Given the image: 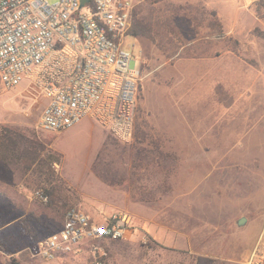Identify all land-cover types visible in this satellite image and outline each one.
<instances>
[{
    "label": "rangeland",
    "instance_id": "1",
    "mask_svg": "<svg viewBox=\"0 0 264 264\" xmlns=\"http://www.w3.org/2000/svg\"><path fill=\"white\" fill-rule=\"evenodd\" d=\"M134 2L150 37L124 42L140 61L130 142L91 118L42 131L47 100L0 83V264H46L41 245L71 207L130 218L129 239L94 243L105 264L264 257V0ZM84 246L47 264H89Z\"/></svg>",
    "mask_w": 264,
    "mask_h": 264
},
{
    "label": "built area",
    "instance_id": "2",
    "mask_svg": "<svg viewBox=\"0 0 264 264\" xmlns=\"http://www.w3.org/2000/svg\"><path fill=\"white\" fill-rule=\"evenodd\" d=\"M134 8V0H0V83L23 84L47 100L38 129L62 131L91 118L120 142L133 139L140 61L124 42ZM35 195L48 201L41 191ZM129 222L122 212L99 222L71 207L38 255L54 260L89 242L127 240ZM91 251L89 264H105L103 249L92 245ZM246 264H264L258 248Z\"/></svg>",
    "mask_w": 264,
    "mask_h": 264
},
{
    "label": "trees",
    "instance_id": "3",
    "mask_svg": "<svg viewBox=\"0 0 264 264\" xmlns=\"http://www.w3.org/2000/svg\"><path fill=\"white\" fill-rule=\"evenodd\" d=\"M131 35H133L135 37L149 38L150 37V29L144 20L135 21V22H133V26L131 29ZM8 131H9L8 129H5L4 127H0V139L5 140V138L6 139L9 138ZM49 195H50L49 198L52 197L51 194H49ZM51 199L52 198H50V200Z\"/></svg>",
    "mask_w": 264,
    "mask_h": 264
},
{
    "label": "crops",
    "instance_id": "4",
    "mask_svg": "<svg viewBox=\"0 0 264 264\" xmlns=\"http://www.w3.org/2000/svg\"><path fill=\"white\" fill-rule=\"evenodd\" d=\"M59 230V229H58ZM52 234V233H51ZM50 235V234H49ZM48 235V236H49ZM105 240H107V239H105ZM110 241V240H109ZM94 243H96V242H93V243H91V242H89L88 244H86V246L88 247V248H90V250H91V246L92 245H94ZM83 247H85L84 245L81 247V249H80V251L81 250H83ZM80 251H78V252H76V253H71V254H78ZM71 254H67V255H64L62 258H58V259H54V260H57V261H60V260H62L63 258H65V259H67L68 257L67 256H70ZM34 257H36L37 255H33ZM39 258H41V257H39ZM42 260H44V261H46V264H47V261L49 262V261H53V260H45V259H43V258H41ZM32 264H39V263H37V262H33Z\"/></svg>",
    "mask_w": 264,
    "mask_h": 264
},
{
    "label": "water",
    "instance_id": "5",
    "mask_svg": "<svg viewBox=\"0 0 264 264\" xmlns=\"http://www.w3.org/2000/svg\"><path fill=\"white\" fill-rule=\"evenodd\" d=\"M84 1H85V0H81L82 4H84ZM245 221H246V219L243 217V218H241V219L238 221V224H239V225H242V224L245 223Z\"/></svg>",
    "mask_w": 264,
    "mask_h": 264
}]
</instances>
